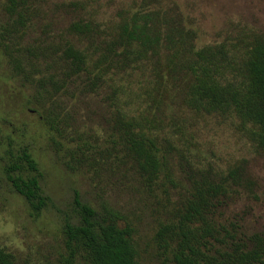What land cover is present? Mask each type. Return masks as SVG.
Here are the masks:
<instances>
[{"label":"trees","instance_id":"16d2710c","mask_svg":"<svg viewBox=\"0 0 264 264\" xmlns=\"http://www.w3.org/2000/svg\"><path fill=\"white\" fill-rule=\"evenodd\" d=\"M27 1L4 0L7 23L0 27V49L13 76L35 88V102L45 96L46 106L55 107L74 86L79 93H94L110 76L145 71L154 83L153 90H159L161 81L171 83V91L179 83L174 90L186 110L223 119L235 117L241 125L253 127L251 140L264 151V33L197 46L196 32L175 8L163 0H140L135 10L120 16L115 31L98 42L92 53L71 39L58 45L25 47L18 41L19 32L28 26L24 17L29 10ZM93 34L89 25L75 23L67 35L93 40ZM146 93L150 95V89ZM155 108L150 132L117 111L116 131L122 140L116 146L148 186L160 180L177 186L181 181L175 178L172 165L175 147L168 138L156 135H161L163 127L157 118L159 104ZM43 119L51 123V114ZM176 136L177 140L181 137ZM69 148L66 165L75 171L83 151ZM31 150L28 142L15 144L10 137L6 139L1 158L3 182L9 193L21 198L31 216L47 213L60 230L64 255L55 264H139L133 230L120 223L121 215L102 197L91 202L73 186L62 200L54 198L43 185ZM182 159L179 156V162ZM182 172L189 186L172 218L156 232V239L170 253L171 264H264V231L245 234L234 223H221L219 208L224 200L237 195V189L254 195V182L245 168L237 164L224 176L202 170L186 176ZM0 264H15L14 255L1 245Z\"/></svg>","mask_w":264,"mask_h":264},{"label":"rangeland","instance_id":"374dc122","mask_svg":"<svg viewBox=\"0 0 264 264\" xmlns=\"http://www.w3.org/2000/svg\"><path fill=\"white\" fill-rule=\"evenodd\" d=\"M139 1L28 0L29 10L24 13L28 26L19 32L18 42L27 47L58 45L61 40L71 39L92 53L95 45L112 33L120 16L135 10ZM163 2L175 8L186 26L196 32L197 46L264 33V0ZM3 3L0 0V27L7 23ZM75 23L89 25L93 40L68 36ZM25 71L29 70L25 67ZM161 82L159 90H153L147 72H125L106 78L94 93H79L74 86L49 108L47 97L35 102V88L13 76L0 49V245L14 255L15 264H55L64 255V247L63 236L49 214L31 216L21 198L8 192L1 159L8 137L15 144H31L43 185L54 198L62 200L73 186L91 202L100 196L116 210L122 217L120 223H127L133 230L139 264H171L170 253L156 239V232L172 218L189 186L182 170L185 176L197 170L224 176L229 168L241 164L254 182V195L237 189V195L224 200L219 208L221 223H234L245 234L264 231V151L251 140L253 127L241 125L235 117L223 119L186 110L174 90L180 84L175 82L171 91V83ZM149 89L150 95L146 93ZM157 104L163 131L156 135L168 138L175 147L172 165L181 183L173 187L163 180L148 186L136 173L133 162L116 146L122 140L116 131L117 111L125 112L150 132ZM45 108L51 114L49 124L43 119ZM69 147L83 151L75 171L66 165ZM179 156L183 157L181 162Z\"/></svg>","mask_w":264,"mask_h":264}]
</instances>
